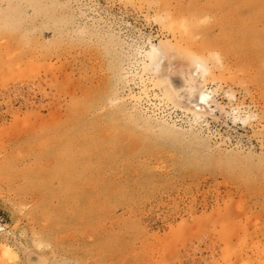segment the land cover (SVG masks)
<instances>
[{
  "label": "rangeland",
  "instance_id": "1",
  "mask_svg": "<svg viewBox=\"0 0 264 264\" xmlns=\"http://www.w3.org/2000/svg\"><path fill=\"white\" fill-rule=\"evenodd\" d=\"M158 43L167 77L208 68L206 114L141 75ZM0 244L1 264H264V0H0Z\"/></svg>",
  "mask_w": 264,
  "mask_h": 264
},
{
  "label": "bare ground",
  "instance_id": "2",
  "mask_svg": "<svg viewBox=\"0 0 264 264\" xmlns=\"http://www.w3.org/2000/svg\"><path fill=\"white\" fill-rule=\"evenodd\" d=\"M183 25L185 26V24ZM174 46L177 47V44L175 43ZM163 47L165 48V46H163V43H158L157 45L149 44V47L147 49H136V54L139 57L137 65L141 75L144 74L148 76V74H151L152 77L153 75L155 76L153 79H149L150 81L148 82H155V84L152 83V86L158 85L161 91V97H163L165 100L179 105H184L186 107L188 106V109L192 110V112H194V114L198 117L200 115H204L203 113L206 114V111L210 108V104L212 103V91L209 90L205 86V84H199V80L197 77L205 79V77L210 74V71L207 67L201 64L202 62L199 63V60L195 58L191 60L193 70L190 71V73L181 75V77L183 76V80H179L176 77H167L166 70H164L165 68H162L163 66H161L162 61L165 60ZM180 73H182V71L177 74ZM195 77L198 81H196ZM147 78L148 77H146V80ZM143 79L144 78L140 77L141 82L144 81ZM0 253L5 256L13 255L11 248H7L1 244Z\"/></svg>",
  "mask_w": 264,
  "mask_h": 264
}]
</instances>
